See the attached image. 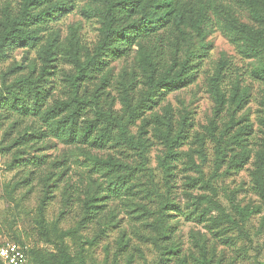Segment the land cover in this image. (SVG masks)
Here are the masks:
<instances>
[{
  "label": "rangeland",
  "instance_id": "1",
  "mask_svg": "<svg viewBox=\"0 0 264 264\" xmlns=\"http://www.w3.org/2000/svg\"><path fill=\"white\" fill-rule=\"evenodd\" d=\"M23 1L0 0V106L16 96L33 105L37 89L40 100L27 117L0 107V246L24 242L47 264H63V252L71 264L264 263V201L253 190L264 0H157L169 15L154 46L170 56L180 47L194 73L152 94L146 42L104 45L107 0H39L27 16ZM176 12L185 20L172 32ZM96 51L108 59L103 71H91ZM47 52L55 66L44 77ZM75 95L89 100L78 121L94 123L102 146L47 131V112ZM110 155L138 170L132 194L102 198L87 216L85 199L127 173L94 165Z\"/></svg>",
  "mask_w": 264,
  "mask_h": 264
},
{
  "label": "trees",
  "instance_id": "2",
  "mask_svg": "<svg viewBox=\"0 0 264 264\" xmlns=\"http://www.w3.org/2000/svg\"><path fill=\"white\" fill-rule=\"evenodd\" d=\"M37 2H39V0L23 1V12L25 13V16L29 15L30 8ZM41 2L42 1L37 3V5H41ZM107 2L108 6L106 12L104 13L106 18V26L103 30L104 45L108 44L111 46L118 42L121 44H127L136 41H139V43L144 41L146 42L148 51L143 52V59H141L140 65L146 78V84L150 86V94L154 93L160 88L169 89L171 87H179L182 82L186 81L189 76L193 75L194 66L189 64L188 59H178L176 52L181 50L180 47L176 52H174V54H172V56H170L169 50L154 46L152 36L159 28L163 27V24L165 21H167L169 15V11L160 9V5L157 3V0H107ZM54 9L55 8L51 6L46 9L45 13L49 14ZM255 15L262 18L261 14L258 12H255ZM137 16L139 17L137 18ZM184 17L185 16H183V13L181 12L174 13L176 23L172 26V32L175 31V29L180 28L181 24L185 20ZM108 49L110 50V47ZM46 55V63L43 66L44 77L51 75L53 72L51 69H53L55 66L51 63L54 58L50 56L48 52ZM98 55L99 53L96 51V53L89 59V65L92 66L91 71H103L108 64V59L101 58ZM257 74L262 76L264 79V67L257 71ZM83 76H86L87 79L92 77L91 74L88 75L87 73H84ZM216 78V80H218V77ZM74 82L76 86L79 85V76L74 78L73 83ZM21 92L24 93L25 96L31 97L30 87H22ZM18 98L19 97L17 96L3 97L0 107L2 109H12L20 116L27 117L36 112L40 100V91L38 89L35 90V101L33 105H25V101L23 103L22 100H18ZM217 99L220 103H223L225 101V96L218 92ZM151 100L152 99L150 96H147L146 102H150ZM88 101L89 100L86 98H79V95H75L73 99L61 102L58 109L54 108L49 110L45 116V121L48 127L47 131L55 136L64 138L72 144L88 142L102 146L106 141L105 137L104 135H95L94 123L90 122L89 124H80L78 121L80 117L79 114L85 110V106ZM94 103L95 105L99 104L98 101ZM62 110H67L68 113H66L65 116L59 118L58 116ZM137 110L138 108H131L130 112L133 114ZM101 115L104 117L107 115V112H102ZM259 119L264 128V107L259 110ZM243 140L245 139H240V141ZM261 145L262 148L256 155L255 168L253 171V190L259 196H261L264 201V137L262 139ZM94 165L110 166L114 168V170L119 172L125 171L127 173H119L116 177H114V179L110 180L106 189L107 193L104 195H102L101 192L99 194L94 193L91 197L89 196L85 199L84 206L85 210H87V216H95L98 214L99 210L102 208V205L96 202L100 201L102 198H111L112 196L121 197L123 195L127 196L132 194L130 191L132 185L128 184V181L129 178L132 179L138 175L137 169L130 170L127 164L114 160V157L111 155L107 158L95 157ZM91 212L93 215H89ZM17 242L26 247L30 264H32L33 257L39 259L41 264H47L41 255L35 254L34 251L28 248L24 242ZM63 257V264H71L70 256L67 253L63 252Z\"/></svg>",
  "mask_w": 264,
  "mask_h": 264
},
{
  "label": "built area",
  "instance_id": "3",
  "mask_svg": "<svg viewBox=\"0 0 264 264\" xmlns=\"http://www.w3.org/2000/svg\"><path fill=\"white\" fill-rule=\"evenodd\" d=\"M0 264H30L26 247L17 241H8L0 246Z\"/></svg>",
  "mask_w": 264,
  "mask_h": 264
}]
</instances>
